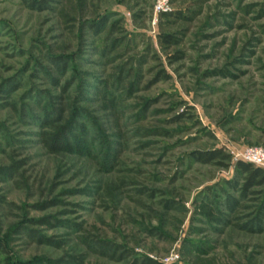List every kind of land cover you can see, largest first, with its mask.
Listing matches in <instances>:
<instances>
[{
  "label": "rangeland",
  "instance_id": "rangeland-1",
  "mask_svg": "<svg viewBox=\"0 0 264 264\" xmlns=\"http://www.w3.org/2000/svg\"><path fill=\"white\" fill-rule=\"evenodd\" d=\"M87 3L0 0V264H264V227L234 225L262 196L225 203L237 151L264 148V0L209 1L175 61L157 0ZM213 148L227 166L193 159Z\"/></svg>",
  "mask_w": 264,
  "mask_h": 264
},
{
  "label": "trees",
  "instance_id": "trees-1",
  "mask_svg": "<svg viewBox=\"0 0 264 264\" xmlns=\"http://www.w3.org/2000/svg\"><path fill=\"white\" fill-rule=\"evenodd\" d=\"M26 1V0H25ZM29 1V0H28ZM211 0H168L171 10L160 12L157 16L156 25L158 32L156 34L157 43L160 49L168 55L169 60L175 61L183 58L184 51L181 49V45L186 38L191 24L195 21L204 11L205 5ZM76 5H71V10L74 13V9L85 8L87 0H75ZM29 6H34L33 2L28 3ZM174 5H176L174 7ZM173 6V7H172ZM249 5L243 6L242 10L247 13ZM64 23L71 20L70 12L62 11L60 13ZM140 13L134 15V20L139 17ZM106 17H100V19L91 24V30L93 33H97L106 26ZM115 24V23H114ZM113 26V23H112ZM60 62V59L57 63ZM60 65V63H59ZM61 66V65H60ZM60 70L61 68L58 67ZM48 114H46L45 122L49 121ZM47 127L49 124H46ZM158 135L168 134L166 131L156 132ZM43 145L49 152L66 151L69 150L65 141L61 138L60 133L51 134L46 136ZM193 159L203 164H216L227 166L231 160L229 154H227L222 148H213L209 150H199L193 153ZM234 169L237 176L242 181L241 184H234L231 187L237 189L238 196L231 195L226 196V208L231 215L238 212L240 208H244L242 201L246 200L248 196L258 195L261 201L255 210V216L246 223L236 222L234 225L237 227L253 230L264 227V222H261L260 217L264 213V169L253 165L249 162L238 160L234 163ZM228 183V182H227ZM229 184V183H228ZM251 198V201H253ZM257 199V197H256ZM258 201V200H256ZM210 200H201L199 203L200 213L209 220L218 224H229L232 221L230 216L225 214L221 210H218L211 204ZM232 217V216H231ZM234 217V218H233ZM233 219H237V215H233ZM144 264H159L158 262L147 259Z\"/></svg>",
  "mask_w": 264,
  "mask_h": 264
},
{
  "label": "built area",
  "instance_id": "built-area-1",
  "mask_svg": "<svg viewBox=\"0 0 264 264\" xmlns=\"http://www.w3.org/2000/svg\"><path fill=\"white\" fill-rule=\"evenodd\" d=\"M171 10L168 0H157L155 14ZM152 23L156 24V17ZM237 160L252 163L264 169V148L260 146H245L237 151Z\"/></svg>",
  "mask_w": 264,
  "mask_h": 264
}]
</instances>
